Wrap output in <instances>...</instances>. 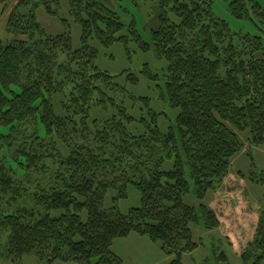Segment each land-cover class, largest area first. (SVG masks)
I'll use <instances>...</instances> for the list:
<instances>
[{"label": "trees", "instance_id": "16d2710c", "mask_svg": "<svg viewBox=\"0 0 264 264\" xmlns=\"http://www.w3.org/2000/svg\"><path fill=\"white\" fill-rule=\"evenodd\" d=\"M66 3L80 27L79 47L68 32L48 34L34 12L17 8L7 17L13 40H0V256L12 264L29 256L37 264H122L113 242L137 235L158 243L169 264H183L197 247L191 226L199 223L184 201L190 194L184 160L201 223L212 230L219 220L203 200L231 181L237 153L254 165L252 148L264 145V0L229 2L233 17L253 21L263 34L233 32L214 14L212 0H156L151 45L166 63L158 86L178 111L176 130L166 132L149 97L135 96L118 82L122 74L96 65L92 41L108 48L127 40L117 36L119 17L99 0ZM131 31L147 51L151 45ZM143 74L159 80L146 66ZM126 80L136 84L138 77ZM93 109L102 116L92 117ZM165 162L172 167L162 169ZM249 178L264 188V176ZM128 186L140 191V207L104 208L108 190L126 197ZM241 229V264H260L264 209L251 232ZM217 261L231 264L224 252Z\"/></svg>", "mask_w": 264, "mask_h": 264}, {"label": "rangeland", "instance_id": "374dc122", "mask_svg": "<svg viewBox=\"0 0 264 264\" xmlns=\"http://www.w3.org/2000/svg\"><path fill=\"white\" fill-rule=\"evenodd\" d=\"M21 1L22 4L25 2L23 6L19 4ZM99 1L119 17L123 27L117 36H126L127 40L116 41L108 48H104L96 41H92L91 45L97 49L95 60L97 67L112 75L122 74L118 77L120 84H125L135 96L150 98V106L153 110L160 113L157 119V125L160 130L166 132L169 128H172L175 131L178 111L170 106L166 98H161L158 86L162 85L160 78H162L166 63L156 58L151 45V32L158 25L159 8L156 0ZM43 2L44 0H0V14L3 13V18L6 17L5 25L0 21V40L5 43L13 40L12 36L6 31V25L9 13L17 8L21 9L23 13L34 12L36 20L48 34L58 35L68 32L71 36L72 47H79L80 27L73 22L69 15L66 0H46L52 11L57 12V17H52L47 13L46 4ZM229 2L230 0H212L214 14L227 22L233 32L263 34L253 21L233 17L229 11ZM133 29L140 36L141 41L151 45L147 51L140 47L137 40L131 38V30ZM17 39L25 40V37L18 36ZM145 66L150 69L152 74H156L159 80H149L143 74ZM127 74L136 75L138 82L133 84L130 80H126ZM135 111L139 113V107H136ZM91 116L99 118L102 114L93 109ZM241 138L242 140L246 139L245 133L241 134ZM247 146L245 145V148ZM252 149L254 165L245 152L237 153L230 161L229 175L231 181L221 183L215 191H209L202 202L215 212L219 220V226L212 230L205 229L201 223L200 201L194 196L193 180L190 177L188 165L184 160V177L190 187V194L185 196L184 201L196 208L199 223L191 226L192 240L197 244V247L183 255V264H220L217 261V255L221 252L226 254L231 264H241L238 256L239 242L237 236L243 237L246 231L243 233L242 229H238L243 227L244 230L251 232L258 216L264 209V188L254 184L249 178L251 176L254 178L264 176V145L253 147ZM171 167L172 162H165L162 169L168 170ZM17 176L19 178L24 177L22 169L17 170ZM126 192V197L117 198L119 194L117 190H108L103 202L104 208L109 209L116 206L120 212L127 213L131 208L140 207V191L134 186H128ZM248 223L250 224L248 225ZM137 244L130 243L127 245V256L124 259V264H166L163 256L170 261V257L164 253H161L163 255L159 257L157 256L155 248H159L158 243H153L156 247ZM0 264L12 263L0 256ZM22 264H37V261L34 257L29 256L23 259ZM54 264L75 263L56 262ZM260 264H264V260Z\"/></svg>", "mask_w": 264, "mask_h": 264}, {"label": "crops", "instance_id": "0c3cea01", "mask_svg": "<svg viewBox=\"0 0 264 264\" xmlns=\"http://www.w3.org/2000/svg\"><path fill=\"white\" fill-rule=\"evenodd\" d=\"M0 21L3 22V25H5L6 23V17L3 18V13L0 14ZM118 241H122V242H118ZM136 244L138 243L137 245L139 244H142V245H146V246H149L151 245L152 247H156L155 244H153V242H151L149 239L145 238V237H142V236H135V235H130L128 236L127 238H124V239H117L113 242L112 244V248L114 250V252L116 254H118L121 259H122V264H124V259L125 257L127 256V251H126V248H127V245L129 244ZM156 251H157V256L159 257L160 255H163L161 253H163L160 248H155ZM164 259H165V262L166 264H169V261L168 259L163 256Z\"/></svg>", "mask_w": 264, "mask_h": 264}]
</instances>
